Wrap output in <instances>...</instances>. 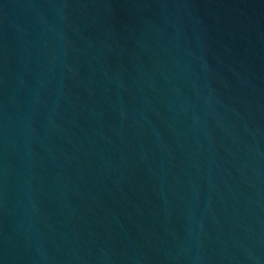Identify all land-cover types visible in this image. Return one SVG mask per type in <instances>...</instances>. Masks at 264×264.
I'll return each mask as SVG.
<instances>
[{
  "label": "water",
  "instance_id": "1",
  "mask_svg": "<svg viewBox=\"0 0 264 264\" xmlns=\"http://www.w3.org/2000/svg\"><path fill=\"white\" fill-rule=\"evenodd\" d=\"M0 264H264V0H0Z\"/></svg>",
  "mask_w": 264,
  "mask_h": 264
}]
</instances>
